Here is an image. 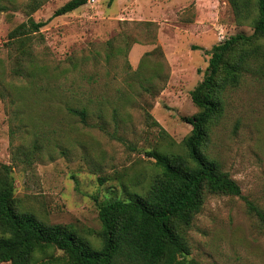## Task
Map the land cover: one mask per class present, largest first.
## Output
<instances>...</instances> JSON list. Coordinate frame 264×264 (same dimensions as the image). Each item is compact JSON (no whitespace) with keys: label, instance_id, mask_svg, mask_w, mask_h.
Listing matches in <instances>:
<instances>
[{"label":"rangeland","instance_id":"rangeland-1","mask_svg":"<svg viewBox=\"0 0 264 264\" xmlns=\"http://www.w3.org/2000/svg\"><path fill=\"white\" fill-rule=\"evenodd\" d=\"M67 1L0 0V173L9 169L21 209L98 246L93 197L145 191L158 173L146 152L182 151L191 126L181 118L196 113L189 93L207 52L252 28L236 23L228 0H88L23 43L8 37ZM225 104L207 154L264 210V77L246 75ZM67 105L86 107L85 123ZM243 198L205 196L186 231L188 259L264 264V229Z\"/></svg>","mask_w":264,"mask_h":264},{"label":"trees","instance_id":"trees-1","mask_svg":"<svg viewBox=\"0 0 264 264\" xmlns=\"http://www.w3.org/2000/svg\"><path fill=\"white\" fill-rule=\"evenodd\" d=\"M114 0H108V5ZM88 0H69L43 22L29 20L8 37L28 40L51 18L69 14ZM236 23L249 24L252 33H238L207 53L202 80L190 93L196 113L183 117L191 130L181 152H146L158 173L141 194L129 200L93 197L99 230L94 246L69 224L49 225L20 208L9 169L0 173V263L2 264H196L188 259L186 231L200 213L206 195L241 197L239 185L207 154L212 130L225 112L228 90L246 75L264 77V0H228ZM152 80L144 79L150 86ZM143 87V86H142ZM68 97L74 88H66ZM67 115L85 123L86 107H65ZM246 212L264 229V210L243 198ZM51 252L52 255L46 257ZM60 252L59 256H53Z\"/></svg>","mask_w":264,"mask_h":264}]
</instances>
